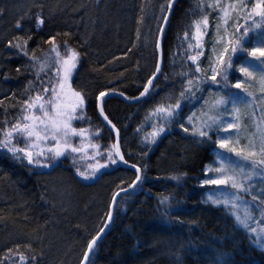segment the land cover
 I'll use <instances>...</instances> for the list:
<instances>
[{"label": "trees", "instance_id": "obj_1", "mask_svg": "<svg viewBox=\"0 0 264 264\" xmlns=\"http://www.w3.org/2000/svg\"><path fill=\"white\" fill-rule=\"evenodd\" d=\"M163 3L165 0H42L29 13V20L17 27L13 19L20 13V0H0V79L10 84V94L0 98V123L14 122V116H19L27 99L26 93L19 94L23 89L30 86L35 92L36 80L20 73L22 61L51 52L50 41L55 37L61 53L66 51L65 45L80 53L71 85L85 96L87 119L76 127L99 130L95 141L104 151L113 137L99 121L97 98L100 92L110 91L135 97L143 90L157 64L156 18L164 15L160 10ZM206 11L211 15L205 51L209 39L212 46L216 23V12ZM38 17L43 20L39 26ZM200 18L196 0H178L164 37V70L155 90L136 105L115 98L104 103L105 115L119 130L125 160L141 166L145 179L133 194L119 199L112 226L95 249L92 264H264V250L251 236L236 228L227 211L207 204L206 187L201 183L204 168L212 160V148L207 139L200 140L180 127L201 106L210 81L202 85L204 91L196 94L197 99L181 102L179 114L154 144L144 143L161 122L149 114L158 105H174L179 99L185 79L181 73L191 65L184 55L188 48L184 33ZM10 42H26L27 55L10 47ZM70 162L36 173L31 171L32 165L0 151V259L11 249L15 257H38V264L80 263L87 242L106 220L117 186L126 187L135 174L117 165L92 185L77 184L74 179L79 176ZM172 176L180 179H170ZM50 178H64V184L56 188L62 198L59 207L52 201L57 200L47 184ZM164 197H168L166 204L161 203ZM5 264L17 262L9 259Z\"/></svg>", "mask_w": 264, "mask_h": 264}, {"label": "snow or ice", "instance_id": "obj_2", "mask_svg": "<svg viewBox=\"0 0 264 264\" xmlns=\"http://www.w3.org/2000/svg\"><path fill=\"white\" fill-rule=\"evenodd\" d=\"M174 3L175 0H165L160 9L164 15L156 18L159 22L156 29L159 39L155 46L160 53L161 62L163 35ZM196 7L200 11L201 18L194 20L193 25L184 33V40L188 44L184 55L191 61V65L181 73L185 79L182 80L179 99L174 105H158L149 114L157 116L161 122L155 126L151 138H146L144 143L154 144L156 138L167 130L168 125L179 114L181 102L186 99H197L196 94L204 91L202 85L207 81H211L212 86L221 91L227 88L239 89L243 95L231 92L221 95L220 92H216L211 104L204 101L208 104V109L202 112L201 118H197L196 113L193 112L187 117L186 123L180 124V127L184 132L199 137L200 140L204 138L211 140L209 133L213 131L233 133L235 130V134L217 135L215 144L220 151L217 152L213 163L206 166L204 175L208 178L201 183V187L215 185L216 188L206 194V201L212 206L225 209L234 219L236 228L248 233L253 243L264 250V227H252V222L256 220L253 212L256 210L261 214L259 223H264V207H261L264 205V190L260 196L252 193L254 187L252 181L264 180V108L258 107L264 104V0H207V2L196 0ZM206 9L217 12L214 25L216 39L213 42V55L209 58L207 69L200 64V57L205 55L204 37L208 35L209 15H211ZM37 20L38 26L43 24L42 19L38 17ZM241 20L243 23H240ZM16 26L20 27L19 22ZM54 41L55 37L50 41L53 44L51 52L56 54L54 63L59 65L54 74L55 79H50L42 85V89L34 96L31 87H26L27 99L22 102L19 116L14 122L5 120L0 123V151L7 152L16 161L26 160L28 165L42 168H48L52 162L66 153H80L84 158L92 160H95L96 156H106L107 162L97 161L95 164L88 165L91 171H81L77 168L76 175L84 180L95 178L100 169L118 162L135 169L134 180L126 187L117 186L105 222L97 234L87 242L80 264H92L90 258L94 255L105 229L113 221V210L120 203L118 198L122 193L131 195L135 192L145 179L144 169L137 164H129L124 159L120 149L119 130L105 115L102 106L98 105L100 116L117 136L116 141L107 146L104 151H100L99 143L90 140V136H99V130L73 125V121L87 119L84 114L85 96L74 89L69 82L79 63L80 53L65 45L66 51L62 54ZM192 41L195 43L193 44ZM216 44H223L222 49L217 51ZM9 46L20 48L27 55L26 42L24 45L19 43L12 45L10 42ZM29 58L35 59L32 56ZM41 67L43 68V65ZM230 71L238 72L245 79H237L235 83H230ZM160 73L161 65L157 63L155 71L147 80L143 90L135 97H129L122 92L117 94L123 96L125 100L138 101L145 98L155 90L153 81ZM250 80L255 81L256 92L248 90L249 87H253L248 85ZM65 90L74 98L72 103L65 102ZM208 91L211 92V88ZM107 95H109L108 92L99 93L101 102ZM225 114L231 119L225 120ZM243 119L253 121L254 131L247 137V143L242 144L239 130ZM186 124H190L191 128ZM74 137L80 138L79 144L74 143ZM200 140H197V143ZM88 148L93 149L91 154L88 153ZM170 179L179 180L180 177L172 176ZM230 190H234L231 191V195H229ZM245 195L251 196V205L245 200ZM167 201L168 197H164L161 203L166 204ZM9 259L16 261L17 264H30V262L38 264L39 261L36 256L26 257L24 254L15 257L10 249L9 254L0 259V264H5V261Z\"/></svg>", "mask_w": 264, "mask_h": 264}, {"label": "rangeland", "instance_id": "obj_3", "mask_svg": "<svg viewBox=\"0 0 264 264\" xmlns=\"http://www.w3.org/2000/svg\"><path fill=\"white\" fill-rule=\"evenodd\" d=\"M39 1H42V0H20L21 4L19 5V8H18L20 10L18 12H20V13H16L17 17L13 19V24H17L18 22L22 23L23 21L29 20V13L32 12L35 8L40 7V5H38ZM70 1H72V0H70ZM2 13H3L4 16H6V12H4V10H3ZM216 16H217V12H216ZM257 19H259V18H257ZM240 23H243V20H241ZM233 31H234V28H233ZM215 39H216V35H215V32H213V36L211 37L212 46H210L211 44H210V39H209L208 40V45H207L208 50L206 49L205 55L200 57V64L205 69L208 68L209 58L212 57V55H213L212 48H213V42H214ZM222 47H223V44H216L215 45V48L217 49V51L221 50ZM64 53L65 52H63L62 54H64ZM55 59H56V54L55 53H52V52L45 53L44 52L43 55L41 56V58L34 59L33 61H29L28 59H24L22 61V63H21L22 70H20L21 75L23 77H26V78H32L33 77L36 80L35 81L36 82V87L34 89L35 92H33V90H32V95L33 96L36 94L37 91H40L42 89V85H44L47 81H49L50 79L51 80L55 79V75L54 74H55V72L57 70V67H59V65H56L54 63ZM42 65H43V68L41 67ZM75 70H74V72H75ZM74 72H73V75H74ZM73 75L71 77V80L69 81L70 83H71V81L73 79ZM218 79H219V77H218ZM237 79L244 80L245 78L240 76V74L238 72L230 71V73H229V82L230 83H235ZM9 85H10L9 83H5V81H2L0 79V98L10 94V90H9L10 86ZM209 85H210V88H211V92L210 91H206L205 93H207V94H205V99L202 102L201 101L199 102V104L201 106H198L195 110H193V112L196 113V117L197 118H201L202 112L207 111V109H208V104H205L204 101H208L209 104H211V102L213 101V99L215 97V93L216 92H220L221 95H224L225 93H228V92H231L233 94L243 95V93H241L239 89L227 88V89H224L223 91H221L219 88L212 86L211 81H210ZM248 85H253V87H249L248 88L249 91L256 92L255 81H253V80L248 81ZM248 85H246V87ZM24 93H25V90L23 89V92H21L19 94L23 95ZM257 95H259L258 92H257ZM64 100H65L66 103H72L74 101V98L71 96L70 93H68L65 90ZM197 102H198L197 100L193 101V103H197ZM229 107H230V105H229ZM258 107L264 108V104L258 105ZM16 118L17 117L14 116V119H16ZM224 119L225 120H230L231 117L228 116L227 114H225ZM186 120H187V118L185 119L184 123H186ZM72 123H73L74 126H76V125L81 124L82 121H73ZM186 126L191 128L190 124H186ZM253 131H254V125H253V121L251 119H243V120H241V127H240V130H239V135H240L242 144L243 143H247V137H249L252 134ZM229 134H235V130H233V133H224V132L217 133V132L213 131V132L209 133V135L211 136V140H209L207 138H204V139H207V142H208L207 144L210 145L211 148H212V160L206 166H208V165L213 163V161L215 160L217 152L220 151L219 149L216 148V144H215V140H216L217 135L226 136V135H229ZM95 137L96 136H90V140L92 142H94V143H97L95 141ZM73 141H74V143L79 144L80 143V138L79 137H74ZM48 143L51 144V143H54V142H48ZM85 146L87 147V142H85ZM87 150H88L89 154H91L93 152V149H91V148H88ZM8 155L11 157L10 154H8ZM48 155L51 156L50 153H48ZM226 155L231 156V154H226ZM41 159H43V158H41ZM68 159H71L70 166L73 167V169L75 171H77V168H79L81 171H91L88 168V165L95 164L97 161H99L101 163L107 162L106 156H96L95 160H92V159L84 158L82 156V154H80V153H75V154L66 153V155H64V156L60 157L58 160L52 162L48 168L31 166V171L32 172H36V173H45V172L50 171L53 168H56L58 166H62L63 163L65 162V160H68ZM233 159H235V158L233 157ZM24 161L27 163L26 160H24ZM74 161H75V163H74ZM116 166H117V164H115V165L109 164V166L107 168L100 169V171L96 173L95 178L90 179V180H84L81 177H78V179H74L73 177L72 178L74 179L75 182H78L80 184L92 185L104 173H106L107 171L114 170ZM206 166H205V168H206ZM205 168H204V172H205ZM64 174H67V173L64 171ZM69 174H71V173H69ZM53 175H54V173H53ZM55 175H56V172H55ZM119 176L124 178V174H119L118 177ZM49 177H53V176H49ZM207 178L208 177L205 176L204 180L207 179ZM62 180H64V178H62L60 180L58 178H55L53 180H52V178H50L49 183H47L48 187L51 189V191H50L51 195H53L54 198L57 200V201H55V200H52V201H53L54 205H56L58 207L60 206L58 203L60 202V200L62 198L58 194L59 192H58V190L56 188H58V186H60L61 184H64L62 182ZM252 184L254 186L252 188V193L255 194V195L260 196L262 194V190H264V180H262V179H254L252 181ZM203 187H206V193L204 195V199H205V196H206L207 193L211 192L212 190H214L216 188L215 185H204ZM221 187H223V186H221ZM231 191H234V190H230L229 195H231ZM245 200L248 202L249 205L252 204L250 195H245ZM207 204L211 205L209 202H207ZM261 207H264V205H262ZM216 208H220V207H216ZM221 209L226 211L223 208H221ZM253 215L256 217V220H254L252 222V227H264V223H259V221L261 220L260 212L258 210H256V211L253 212ZM95 230H96V228L94 229V231Z\"/></svg>", "mask_w": 264, "mask_h": 264}, {"label": "water", "instance_id": "obj_4", "mask_svg": "<svg viewBox=\"0 0 264 264\" xmlns=\"http://www.w3.org/2000/svg\"><path fill=\"white\" fill-rule=\"evenodd\" d=\"M177 1H178V0H175V3L173 4V7H172V9H171V15L169 16V21H168V24H167V26H166V28H165V32H164V35H163L162 47H163V43H164V37H165V34H166L167 29H168V27H169V24H170V21H171L172 15H173L174 8H175V6H176V4H177ZM158 39H159V36H158L157 40H158ZM156 52H157V63H160V65H161V73L159 74L158 78H157L156 80L153 81L154 84H155L156 81L160 78V76L162 75L163 70H164V49H163V59H162V62H161L160 53H159L157 50H156ZM151 76H152V75H151ZM108 93H109V95H107V96H105V97L102 98V102H101V99H99V97L97 98L96 112H97V116H98V118H99V121L101 122V124L103 125V127L106 128V129L109 131V133L111 134V136L113 137V143H114V142L116 141V139H117L116 133H114V132L111 130V128L107 125V122L104 121V119H103L102 116H100V107H98V105L104 107V103H105V101H106L107 99H109V98H115V99H117V100L123 102V103L126 104V105H136V104L140 103L141 101H143L144 99H146L148 96L145 97V98H142V99H140V100L137 101V100H125V99L123 98V96L117 94V93H120V92L110 91V92H108ZM103 110H104V108H103ZM119 143H120V133H119ZM120 149H121V148H120ZM121 152H122V151H121ZM124 159H125V158H124ZM117 164H118V167H119V168H121V169H130V170L135 174V169H134V168H130V167H128L127 164H123V163H119V162H118ZM129 164H131V163H129ZM126 195H128V194H124V193H122V194H121V197L126 196ZM121 197H120V198H121ZM120 198H118V200H119ZM111 200H112V198H111ZM110 202H111V201H110ZM108 211H109V210H108ZM115 212H116V209L113 210V218H114ZM112 223H113V221H112ZM112 223H111V224L105 229V232H104V234H103L102 239L105 237V235H106V234L108 233V231L110 230V228H111V226H112ZM96 234H97V233H96ZM102 239L98 242V245L100 244V242L102 241ZM91 258H92V256H91ZM91 258H90V259H91ZM81 260H82V259H81ZM80 262H81V261H80ZM79 264H80V263H79Z\"/></svg>", "mask_w": 264, "mask_h": 264}, {"label": "bare ground", "instance_id": "obj_5", "mask_svg": "<svg viewBox=\"0 0 264 264\" xmlns=\"http://www.w3.org/2000/svg\"><path fill=\"white\" fill-rule=\"evenodd\" d=\"M77 184H79V183H77Z\"/></svg>", "mask_w": 264, "mask_h": 264}]
</instances>
